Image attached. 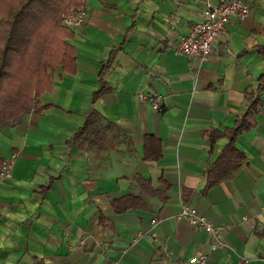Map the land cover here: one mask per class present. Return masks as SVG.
Returning <instances> with one entry per match:
<instances>
[{
	"label": "crops",
	"instance_id": "crops-1",
	"mask_svg": "<svg viewBox=\"0 0 264 264\" xmlns=\"http://www.w3.org/2000/svg\"><path fill=\"white\" fill-rule=\"evenodd\" d=\"M218 2L83 1L73 64L40 111L0 128V264H264V0L228 18L204 61L170 47ZM256 88L238 154L224 132ZM91 111L101 126L77 135ZM185 205L219 228L217 249Z\"/></svg>",
	"mask_w": 264,
	"mask_h": 264
},
{
	"label": "trees",
	"instance_id": "trees-1",
	"mask_svg": "<svg viewBox=\"0 0 264 264\" xmlns=\"http://www.w3.org/2000/svg\"><path fill=\"white\" fill-rule=\"evenodd\" d=\"M83 1L0 0V128L14 124L32 109L40 111L36 103L50 83L53 71L59 64L66 68L73 64V48L64 41L73 35L72 28L64 24L63 17L71 10L83 8ZM257 49L264 57V45ZM258 88H264V68ZM258 88L247 91L244 111L224 132L228 136L227 149L236 153L232 143L248 127L246 113L261 104ZM85 120L77 135L101 126L95 111L88 113Z\"/></svg>",
	"mask_w": 264,
	"mask_h": 264
},
{
	"label": "built area",
	"instance_id": "built-area-1",
	"mask_svg": "<svg viewBox=\"0 0 264 264\" xmlns=\"http://www.w3.org/2000/svg\"><path fill=\"white\" fill-rule=\"evenodd\" d=\"M249 9V0H220L218 3H206L202 9L201 19L193 23L187 33L180 35L176 41L171 42L170 47L176 54L187 55L199 62L204 61L210 55L213 43L228 18L231 16H242ZM86 15L87 11L84 7L71 10L68 15L63 17L64 24L73 29L79 28L83 24ZM140 96L151 100L156 109L160 108V103H157L154 96L145 94ZM11 172L12 166H10V163L2 161L0 164V183L4 177L10 176ZM179 215L181 218L187 219L190 224L208 232L212 239L210 243L212 250L220 246L221 233L219 228L213 225L207 217H204L195 206L185 205ZM205 257L204 254L194 255L189 261L204 262ZM169 264L177 263L170 262Z\"/></svg>",
	"mask_w": 264,
	"mask_h": 264
}]
</instances>
